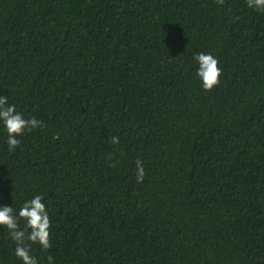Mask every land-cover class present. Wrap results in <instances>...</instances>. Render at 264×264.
I'll return each instance as SVG.
<instances>
[{
	"label": "trees",
	"instance_id": "trees-1",
	"mask_svg": "<svg viewBox=\"0 0 264 264\" xmlns=\"http://www.w3.org/2000/svg\"><path fill=\"white\" fill-rule=\"evenodd\" d=\"M0 95L45 125L10 152L0 124V205L41 195L51 221L38 264H264V12L246 0H0ZM14 249L0 228V264Z\"/></svg>",
	"mask_w": 264,
	"mask_h": 264
},
{
	"label": "clouds",
	"instance_id": "clouds-1",
	"mask_svg": "<svg viewBox=\"0 0 264 264\" xmlns=\"http://www.w3.org/2000/svg\"><path fill=\"white\" fill-rule=\"evenodd\" d=\"M218 4H223L224 0H216ZM249 8L264 12V0H246ZM198 67L196 75L201 81L202 88L205 91H211L219 85L222 69L219 67V61L212 54L198 53L194 56ZM0 124L7 133V146L10 152H14L20 146L21 140L18 137L31 132L37 128H43V121L35 117L25 118L21 112L16 110L14 104L8 103L6 96L0 95ZM54 138H58L54 137ZM110 144L118 145L120 143L118 136H111ZM112 159V156H109ZM136 180L142 183L145 178V168L143 162L136 160ZM110 167H115V163H110ZM44 197L36 195L22 204L18 211L12 206L0 205V228L7 229L9 238L15 244V255L23 264H38L37 259L31 255V246L38 244L42 249L47 250L52 247L50 241L51 221ZM21 223L23 227L21 228ZM51 264L52 257L48 258Z\"/></svg>",
	"mask_w": 264,
	"mask_h": 264
}]
</instances>
